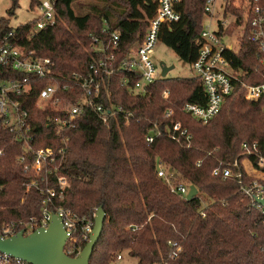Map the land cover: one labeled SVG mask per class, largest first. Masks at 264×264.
Segmentation results:
<instances>
[{"label":"trees","instance_id":"trees-1","mask_svg":"<svg viewBox=\"0 0 264 264\" xmlns=\"http://www.w3.org/2000/svg\"><path fill=\"white\" fill-rule=\"evenodd\" d=\"M12 1L10 15L18 8V0ZM74 1L59 0L55 25L40 31H36L39 18L18 28L11 27L9 19L1 18L0 44L12 33L11 42L50 58L59 73L85 74L100 57L94 49L96 37L109 41L104 31L117 33L120 61L142 41L147 30L146 17H152L158 8L156 0H120L125 7L123 13L110 6L92 7L78 16ZM41 2L31 0V9ZM205 2L181 0L176 7L182 17L180 23L165 27L160 35V42L187 64L198 57L195 40L203 28ZM251 2L227 0L225 16L234 15L237 20L226 35L244 23L239 51L229 52V59L235 68L246 73L242 83L259 85L264 83V67L245 16ZM260 2L264 7V0ZM126 75L118 68L116 75L107 80L101 103L121 105L132 112L135 117L129 125L122 119L105 125L89 110L77 127L66 133L70 142L61 173L69 178L70 186L62 201L55 200L56 206L80 216H92L100 207L106 213L103 234L90 264H112L124 252L137 259V264H164L171 251L169 241L179 242L183 249L171 264H264L262 217L241 191L243 185L253 181L241 164L247 157L243 144L258 142L261 149L264 147V102H249L237 91L227 98L220 114L204 125L182 109L186 103H206L199 80L163 78L149 88L146 96H141L129 91L123 82ZM25 76L0 65V81L22 80ZM32 80L33 90L24 92L22 97L27 98L25 108L37 123L33 146L58 149L60 136L47 122L53 114L36 108L39 92L48 80ZM170 108L174 114L167 118L165 113ZM176 123L192 135L191 146L185 138L178 142L164 133ZM156 131L162 134L153 143L148 142V135ZM0 152V227L38 218L42 197L33 188L25 195V185L32 177L24 174L17 162L24 147L1 125ZM237 159L239 165L234 167ZM251 161L264 173L255 156H251ZM159 165L172 170L178 183L195 185L199 197L188 202L172 193L158 176ZM225 169H232L234 176L226 180L214 176L215 170ZM203 202L208 204L205 217L200 214Z\"/></svg>","mask_w":264,"mask_h":264},{"label":"built area","instance_id":"built-area-1","mask_svg":"<svg viewBox=\"0 0 264 264\" xmlns=\"http://www.w3.org/2000/svg\"><path fill=\"white\" fill-rule=\"evenodd\" d=\"M59 0H42L41 16L36 25V31L52 27L56 23V8ZM158 8L152 17H146L147 30L142 41L131 48L127 55L118 61L117 49L120 45V36L115 32L104 31V36L109 39L96 37L94 49L100 55L90 65L85 74H62L57 71V64L50 58L40 57L37 51L25 50L11 42L13 34L6 36L0 44V65L22 72L26 76L22 80L0 81V125L8 130L14 141L23 145L24 152L17 157V162L22 167L24 174L32 177L27 183L26 194L35 189L42 197L41 215L38 218L13 221L0 227V238H11L21 231L28 236L39 229H48L53 216L56 215L63 223L68 234L64 252L71 258H79L90 242L93 235L97 211L92 216H80L70 209L56 206V199L62 201L66 189L70 186L69 178L62 175L61 168L70 142L66 133L75 129L86 111H93L105 125L114 120L122 119L129 125L134 119V114L123 106L101 103L102 90L107 80L116 75L118 68L127 74L123 82L128 85L129 91L134 95L146 96L149 88L162 78V70L154 63L151 52L160 42V35L165 27L180 23L182 17L176 7L181 0H156ZM260 0H252L247 9L249 18L250 36L252 42L258 45L259 62L264 67V7ZM219 0H206L205 18L200 35L195 40L198 48L197 59L190 64L194 79L201 82L205 92L204 105L186 103L182 109L198 122L207 125L222 111L228 97L239 91L249 102H264V83L247 85L241 82L246 74L242 69H237L229 59V52L239 51L240 46L227 43L226 32L230 26L226 16L217 18ZM32 78L48 80L47 85L39 92L36 108L50 111L53 115L47 118L48 126L60 136L61 147L34 148L37 139L36 121L25 108L27 98L22 97L24 92L33 90ZM136 81H133V79ZM169 91L165 92L167 96ZM174 109L166 111L165 116L170 118ZM172 139L180 142L185 138L191 146L192 135L183 130L180 123L174 124L165 132ZM161 131L149 134L147 141L153 143ZM246 157L242 161L245 174L253 179L249 185L241 187L242 193L249 199L252 208L262 217L264 227V205L259 200H264V173L256 169L251 156L259 161V166L264 167V147L258 142L244 143L242 146ZM1 154V152H0ZM247 163L249 165H247ZM200 165V164H199ZM237 159L233 166L237 167ZM249 167V168H248ZM158 176L162 178L171 192L180 195L187 201L191 184L178 183L176 175L167 167L159 165ZM214 176H222L224 180L234 176L232 169L214 171ZM239 178L242 174L238 175ZM54 184V186H52ZM199 191V190H198ZM200 192L197 197H199ZM196 197V198H197ZM208 204L203 202L200 214L206 216ZM171 248L168 260L164 264L176 261L183 251L179 242L169 241ZM264 252V247H263ZM116 260H122L118 255ZM0 264H31L21 258L0 252Z\"/></svg>","mask_w":264,"mask_h":264},{"label":"water","instance_id":"water-1","mask_svg":"<svg viewBox=\"0 0 264 264\" xmlns=\"http://www.w3.org/2000/svg\"><path fill=\"white\" fill-rule=\"evenodd\" d=\"M160 68L162 78H166L175 66H168L161 62ZM198 193V188L191 185L187 201L195 199ZM259 203L264 205V200H259ZM105 221L106 213L100 207L91 240L85 246L81 256L76 259L64 252L68 234L56 215L53 216L48 229H39L28 236H24V231H21L11 238H0V252L21 258L31 264H90L95 248L102 237Z\"/></svg>","mask_w":264,"mask_h":264},{"label":"rangeland","instance_id":"rangeland-1","mask_svg":"<svg viewBox=\"0 0 264 264\" xmlns=\"http://www.w3.org/2000/svg\"><path fill=\"white\" fill-rule=\"evenodd\" d=\"M30 1L31 0H18V8L15 11V14L10 15L13 1L0 0V19L7 18L10 20L11 27L18 28L21 25H24L28 22H31L39 18L42 14L40 5L38 6L36 5L32 10L30 7ZM119 1L120 0H75L73 9L75 14L78 16H82L83 14L91 10L92 7L105 8L110 6L116 12L123 13L125 7ZM226 4H227V0H219V6L217 11L218 19L225 16ZM245 16L248 17L247 11L245 13ZM226 17L230 22V26L232 23L233 24L236 23L237 20L236 16L229 14ZM206 22L207 21L205 18L203 25H205ZM244 29H245L244 23L241 26H238L237 28L235 27L233 33L228 36L229 38L226 39L227 43L235 46H240ZM151 57L158 69H160L161 62L166 63L168 66H175L174 70L169 72L168 76L166 77L167 79H175V78L190 79L194 77L193 70L191 69L190 64L181 61L176 55V53L162 42H158L155 45L153 51L151 52ZM137 263H138L137 259L131 257L127 252H124L122 253V260L119 261L116 260L112 264H137Z\"/></svg>","mask_w":264,"mask_h":264}]
</instances>
